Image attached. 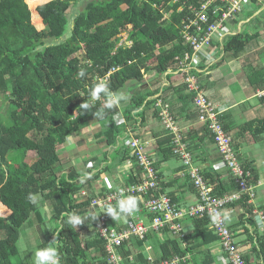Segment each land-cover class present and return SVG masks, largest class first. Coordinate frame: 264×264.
<instances>
[{
	"label": "trees",
	"instance_id": "obj_1",
	"mask_svg": "<svg viewBox=\"0 0 264 264\" xmlns=\"http://www.w3.org/2000/svg\"><path fill=\"white\" fill-rule=\"evenodd\" d=\"M83 1L86 0H0V102L5 106L0 115V264H30V258L21 257L17 248L20 234L29 224L39 227L41 244L37 249L49 246L54 233H59L55 236V246L61 264H108L104 243L95 234L96 213L90 209L93 199L108 192L106 185L99 188L97 183L104 180L105 172L124 163L130 166L129 174L121 183H115V187L143 180L135 154L119 144L118 139L124 137L127 128L135 130L137 120L142 125L147 112L152 111V117L158 120L159 110L154 106L157 100L152 98L159 94L160 88H148L141 72L150 75L148 80L156 77L160 84L168 71L176 70L175 58L187 51L182 46L179 27L188 12L183 9L177 14L186 0L176 3L173 0L89 1L73 18L65 38L67 11ZM164 14L168 19H163ZM34 19L38 20L37 25L42 24L40 29L33 24ZM121 34L127 35V41L131 42L129 48L118 47ZM252 36L257 38L258 32L249 29L228 37L222 45L224 56L229 60L240 59ZM81 67L87 70L83 79L77 76ZM112 69L115 72L107 80L110 89L113 92L126 89L130 96L123 111L119 104L124 101L105 108L103 94L96 101L88 94L97 77L104 79ZM246 78L253 92L264 91V69ZM166 80L167 86L161 90L159 100L169 106L173 117L174 101L179 100L187 109L192 104L191 95L183 85L174 86L173 76L167 75ZM254 96L264 108V96ZM85 100L93 105L87 111L79 108ZM97 110L103 112L102 119L93 116ZM118 114L124 117L125 126L115 125L113 116ZM189 118L194 121L197 116L192 114ZM96 125L100 130L94 138L96 143H103L105 154L100 159L91 157L84 162L83 171H79L57 149L70 142L82 128ZM242 131L255 141L262 140L264 118L246 123ZM158 137L156 171L159 159L168 162L176 158L172 153V137L166 133ZM184 143L191 155V145L185 139ZM29 153L36 155L32 165L25 163ZM88 165L91 167L87 168ZM241 165L251 172L255 184L250 163ZM157 176L160 180V175ZM202 176L208 186H214L211 192L215 197L237 190L230 176L222 180L220 174L209 169ZM160 193H164L162 188ZM29 194L38 195L36 205L29 202ZM153 194L157 196L156 192L149 193ZM164 194L173 203V198ZM146 198L143 199L146 201ZM41 203L47 206L52 224L48 238L40 229L46 220L40 211ZM230 208L239 214L240 221L251 211L244 201L233 203ZM138 209H142L140 200ZM68 212L79 214L84 224L77 228L67 224L64 214ZM139 216L143 221L151 220V215L144 211ZM108 220L110 226L121 227L118 225L121 219L114 221L108 217ZM247 222L255 230L252 219L248 218ZM192 226L191 234L182 239L173 236L167 228L148 231L142 241L131 238L117 252L123 258L133 256L131 264H149L148 257L158 263L190 254L196 248L193 242L197 239L200 247L217 242L206 220H193ZM260 235L261 239L252 246L253 256L243 257L246 264H264V232ZM251 257L254 261L249 260ZM125 264H129L128 259Z\"/></svg>",
	"mask_w": 264,
	"mask_h": 264
},
{
	"label": "built area",
	"instance_id": "obj_2",
	"mask_svg": "<svg viewBox=\"0 0 264 264\" xmlns=\"http://www.w3.org/2000/svg\"><path fill=\"white\" fill-rule=\"evenodd\" d=\"M186 0L178 9L177 14L186 9L188 14L181 20L179 35L182 46L187 49L182 55L175 58L176 70L168 71L159 85V94L152 99L157 100L154 105L159 110L158 121L167 134L171 136L173 156L181 160L184 169V176L190 181L196 196V203L185 209L176 207L169 197L161 191V181L158 179V171L154 168L157 157L150 152L151 141H146L138 137L141 129V121L137 120L135 130L126 129L124 137L118 139L119 144L129 149L135 154L138 167L142 170L144 177L139 183L129 186H111L106 183L108 192L103 197L93 199L90 209L96 213V235L104 243V253L108 264H125L133 262V256L123 258L117 249L131 238L142 241L148 231H160L168 229L170 233L182 239L185 232L182 222L196 219L206 220L208 228L217 238L221 253L224 258L221 264H246L244 262L243 250L235 239V233L227 226V215L231 210L230 205L244 201L247 207L251 208L250 214L245 215L247 221L251 218L256 230L264 232V212L255 208L256 186L252 182V174L244 169L238 161L237 153L231 138L222 125L223 109L215 107L207 97L203 81L210 75V71L224 58L222 52L223 42L228 37L241 33L244 25L249 24L252 18L258 15L260 7H263L264 0H194L195 3H188ZM174 3L177 0H173ZM161 13V12H160ZM247 17L241 19L240 15ZM163 19H168L163 15ZM118 47H130L131 42L127 41V35L118 36ZM216 49V51H215ZM115 72L112 69L104 79ZM143 79L148 80V76L141 72ZM167 75L178 77L180 81L175 82V86L183 85L188 94L191 95L193 109L197 116V122L202 125L212 140V144L220 158V162L215 166L217 170H225L236 186V191L229 195L215 197L212 195L211 187L204 181L202 174L194 167L192 158L184 143V136L178 128L171 115L170 108L159 100L161 90L167 86ZM257 97H263L264 91L257 92ZM116 126H125L126 122L121 114L113 116ZM91 166H87L90 168ZM129 174L130 166L126 165ZM127 174V175H128ZM126 175V176H127ZM121 183V182H120ZM123 189L125 195L139 197L142 209L128 216L126 220L121 218V227H112L106 214L109 206H116L121 198L119 190ZM157 193L155 197L149 193ZM84 196L85 193L83 192ZM145 196L148 198L143 199ZM144 211L146 215H151L150 225L145 226L140 214ZM243 213V210H240ZM215 216V220L213 217ZM119 220V219H118ZM116 221V220H114ZM146 250H149L148 248ZM149 264H187L190 256L174 257L170 260L155 263L148 257ZM262 264V263H258Z\"/></svg>",
	"mask_w": 264,
	"mask_h": 264
},
{
	"label": "crops",
	"instance_id": "obj_3",
	"mask_svg": "<svg viewBox=\"0 0 264 264\" xmlns=\"http://www.w3.org/2000/svg\"><path fill=\"white\" fill-rule=\"evenodd\" d=\"M238 60L240 62V59ZM238 60H229L224 56V60L221 61L217 66L212 68L210 71V75L207 76L203 81L204 91L209 100L214 104L215 107L224 110L221 119L222 125L223 127H227L226 132L231 138L236 153L240 149H243V146H245L246 144L250 145L251 141L249 140V138H252L249 134H245L242 131L243 127L240 126L238 118L242 116L245 119L243 126L246 123H250L255 120H261L264 118V108L263 106H261L255 96L254 97L257 99L258 104L249 106L247 108H241L243 103H239L237 101L234 102L232 100L229 101V95L233 93L230 92L233 91L230 89H232L233 86H235L236 90H240V93L247 94V91L243 90L245 88L250 90L249 93L252 92L251 88L247 86L246 81L244 82L240 80V82H234L231 80V86L229 89L227 88L228 84H225V82L227 81L226 76H229L228 74H233L232 77H235L237 71L234 65L239 64ZM229 66L230 70L224 71L223 67ZM176 78L177 79L174 81L179 82L180 79L178 77ZM226 88L229 90V92L226 91ZM234 94H236L235 91ZM252 97L253 96H250L249 99H251ZM171 111L173 112V118L181 133L183 134L185 140H187L188 144L191 145V158L194 167L202 175L206 169H209L213 171V173L220 174L222 180L228 178L229 175L226 171L217 170L215 168V166L219 164L220 158L216 152L215 147L212 144L210 136L205 131V128L197 122V118H195L194 121H191L189 118L192 114L196 115L192 104H190L188 108L185 109V107L182 106L179 100L177 102L174 101V106L171 107ZM157 133H160V136L165 134L159 124V121L152 117V111L147 112V116L144 123L141 125L138 137L146 141H151V147L149 151L154 154H156L157 152L156 141L157 139H159V135H155ZM237 157L238 161L241 160L239 161L241 164L249 162L250 165L253 166V169H255L253 160L250 161L248 156L243 159H241L239 155H237ZM157 164V171L161 177V188L164 190V193L173 198V204H175L176 207L180 209H185L189 206L194 205L196 203L195 191L188 178L184 176V169L182 168V166L172 168L170 167V161L163 162L160 159ZM255 179V186L257 187V183L259 180L256 176ZM257 209L264 212V209L261 207ZM231 210H233V212H229L227 215V218L230 219L228 227L235 233L236 242L243 250V256H253L252 246L256 241L253 234H255V231H257L256 227L255 231H252L253 228L251 227V225L245 220L240 221L238 219L239 214H237L234 209ZM182 227L186 235H190L193 231L192 221H183ZM246 230H248V232H245ZM251 236H253L252 240L250 239ZM193 244L196 246V248H194V250L190 254H188L190 256V261L187 264H221V259L224 258V255L221 253L218 242H214L213 244L205 247H200V240L197 239L193 242ZM148 253L153 256L151 254L152 250L150 248ZM249 260L254 261V258L251 257Z\"/></svg>",
	"mask_w": 264,
	"mask_h": 264
},
{
	"label": "rangeland",
	"instance_id": "obj_4",
	"mask_svg": "<svg viewBox=\"0 0 264 264\" xmlns=\"http://www.w3.org/2000/svg\"><path fill=\"white\" fill-rule=\"evenodd\" d=\"M89 1H101V0H86L85 2L83 1L82 3L76 6L70 7L69 10L67 11L68 28L65 38L68 37L69 29L73 21V18L76 16L78 12L83 10L85 4ZM261 12H263V14H260ZM239 17H241V19H244L245 17H247V15L243 14L240 15ZM37 21H38L37 19H34L33 24L40 29L42 27V24L41 26L37 25L39 24ZM261 25H263V27H261ZM249 29H252L253 32H258L259 36L257 38L256 37L254 38L252 36V39L250 40L251 42L245 54L240 58V62L238 60L239 64L234 65L237 71L235 77H232L233 74H228L229 76H226L227 81L225 82V84L226 85L228 84L227 87L228 89L231 86V80L234 82L235 81L240 82V80L245 82L247 79L246 77L250 76L257 70L264 69V6L259 10L258 15L252 18L251 23L244 25L241 31L246 32ZM223 60L224 58L221 61ZM229 68L230 66L223 67L224 71L225 70L229 71L230 70ZM173 79L176 80L177 78L175 77ZM144 84L147 85V87L150 88L151 90L156 89L160 85L156 77H153V79H149L145 81ZM228 89L226 90L227 92H229ZM230 90H233L230 91L233 93L229 95V101L232 100L234 102L237 101L239 103H243L241 108H247L249 106H254L258 104L257 99L254 97V95L257 92L253 94L254 92L252 90L253 93L252 92L249 93L250 90L245 88L243 90H246L247 94L240 93V90H236L235 86H233V88ZM121 91L128 95V99L124 101V103L119 104L120 110L123 111L125 106L129 103L130 96L126 89H122ZM234 91L236 94H234ZM250 96L253 97L249 99ZM4 108L5 106H3V103L0 102V115H2V111ZM238 120L240 126L243 127V123L245 119L241 116L238 118ZM0 121L2 122V117H0ZM98 127L99 126L96 125V126H88L82 128L79 134L72 136V140L70 142H67L66 144L62 145L57 149L59 155L61 156L63 154L64 158L67 159V161H69L68 163L70 164L71 167L76 168L79 171H83L85 161H87L91 157H98L100 159L101 156L105 154L103 143L102 142L96 143V140L94 138V135L98 133L100 130V128ZM244 133L248 134L245 131ZM249 140L251 141V144L250 145L246 144L245 146H243V149H240L241 151L239 150L237 152V155H239L241 159L246 158L248 156L250 161L253 160L255 169H253L252 165L250 166L254 170V176H256L257 179L259 180L255 190V199L253 201V205L255 208L262 207L264 209V136L262 140L255 141L253 138H249ZM35 159H36L35 153H29L25 158V163H27L28 165H32ZM175 159L173 158L172 160H170L171 162L170 167L172 168L181 167V160L178 158ZM126 165H127L126 163L121 165H115L114 168H111L110 170L105 172L103 177L104 180H101L99 183H97L99 188L105 186L106 183H108L111 186H114L115 183L119 184L120 183L119 181H121V179L123 180L124 177H127L126 175L128 174V172ZM40 211L43 214V216L46 218V220H44L45 224L40 229L43 231L45 238H48V236L50 235L49 233L52 224L49 219L50 216L47 206L45 204L42 205L41 203ZM0 212L2 213V210H0ZM229 220H230L229 218L226 219L227 226H229ZM119 222H122V220H120ZM143 222L145 226L150 225L149 219L148 220L146 219ZM38 228L39 227L36 226L35 224L34 225L29 224L21 232L20 238L17 243L19 254L21 255V257L27 255L30 258L29 259L30 264H34V260H35L34 253L37 250V247L41 244V238L37 232ZM252 231L255 230L253 229ZM260 234L261 232H259L258 230L255 231V235H257L255 236L257 237L256 241H258L257 239H261Z\"/></svg>",
	"mask_w": 264,
	"mask_h": 264
},
{
	"label": "clouds",
	"instance_id": "obj_5",
	"mask_svg": "<svg viewBox=\"0 0 264 264\" xmlns=\"http://www.w3.org/2000/svg\"><path fill=\"white\" fill-rule=\"evenodd\" d=\"M91 64V61L87 62ZM87 74V70L83 67L79 68L77 72V76L80 79H83ZM90 98L94 101L101 99V94H103L105 98V108H111L121 101H126L128 99V95L122 91L113 92L110 87L109 83L106 79L97 77V82L89 88L88 92ZM83 96V93L81 94ZM91 105L87 100H85L82 104H80L79 108L85 111L92 108ZM95 118H103V112L101 110H97L92 113ZM91 166V165H89ZM120 199L117 202L116 206H109L107 208L106 214L110 216L113 220H118L121 218H126L128 216L133 215L136 213L138 209V200L139 197L132 196V195H125L124 190H119ZM29 202L33 205H36L39 201V197L36 194H29L28 196ZM64 215L67 216V224L71 225L72 227L77 228L78 226L84 224V218H82L79 214L75 212H68ZM96 217H93V220ZM215 220V216L213 217ZM262 233V232H261ZM54 239L52 242L49 243V246L38 248L34 253V264H61V257L58 252L57 247L55 246L56 239L55 236H58L59 233H54Z\"/></svg>",
	"mask_w": 264,
	"mask_h": 264
}]
</instances>
